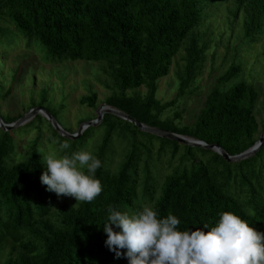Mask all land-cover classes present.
Returning a JSON list of instances; mask_svg holds the SVG:
<instances>
[{
	"label": "trees",
	"instance_id": "16d2710c",
	"mask_svg": "<svg viewBox=\"0 0 264 264\" xmlns=\"http://www.w3.org/2000/svg\"><path fill=\"white\" fill-rule=\"evenodd\" d=\"M224 5L221 38L243 16L238 43L231 45L233 32L225 45L228 54L234 52L231 65L217 78L192 126L162 119L181 98L193 93L210 45L220 46L213 39L212 20ZM262 35L264 0H0V45L22 41L48 62L104 63L111 79L106 86L112 92L106 105L147 126L217 144L232 156L252 148L264 132L255 116L264 91L244 78L240 55ZM182 49L186 63L178 73L177 97L163 103L157 97L158 83L170 74ZM18 75L16 71L10 90L0 81V100L11 94ZM142 87L147 89L144 94L139 91ZM47 94L43 90L40 101L32 97L31 106L17 115L0 113L3 121L15 123L37 106L56 119ZM97 99L93 93L80 103L95 109ZM99 125L105 135L95 153L102 162L96 178L103 191L92 203H77L70 197L59 200L41 182L47 165L39 151L50 152L43 146V126L52 130L45 136L60 156L75 152L86 131L77 139L65 138L41 115L11 131L0 127V264H129L126 257L115 258L105 244L103 227L110 206L132 214L147 205L161 218L171 212L180 219L181 231H195L205 224L210 229L220 213L230 212L264 232V143L238 162L196 148L211 155L207 160L193 154L195 147L144 132L113 114H105ZM114 137L127 152L118 170L107 159ZM64 142L70 148L58 154L56 146ZM164 164L170 170L167 175L160 173Z\"/></svg>",
	"mask_w": 264,
	"mask_h": 264
},
{
	"label": "rangeland",
	"instance_id": "374dc122",
	"mask_svg": "<svg viewBox=\"0 0 264 264\" xmlns=\"http://www.w3.org/2000/svg\"><path fill=\"white\" fill-rule=\"evenodd\" d=\"M218 12L217 19L212 20V23L214 24L213 39L220 42V46L212 43L207 50V59L202 73L193 85V93L190 92L186 94V96L179 100L177 105L168 109L162 115V119L171 120L180 127L192 126L197 121L207 96L216 83L217 78L231 65V57L234 55V52L231 51V53L228 54L225 49L228 37L232 36L233 32H235L231 39V45L237 44L240 39L238 29L242 26V14H240L236 22L235 29H230L227 31V34L221 38L220 32H223V22H225L227 14L226 5L218 8ZM253 46L254 47L250 49H243L240 52L241 60L244 63V78L249 83L254 84L258 90L263 92L264 35H262ZM184 56L185 50L182 49L180 54L173 60L170 74L162 78L158 83L159 88L157 97L163 103L174 100L177 97L179 91L178 73L184 68L186 63ZM104 68V63L82 60L48 62L43 59V54L37 52L34 48L27 47L22 41L11 45L10 43L0 45V81L5 86V90H10L15 72L18 71L19 74L17 80L13 83L11 94L7 98L0 100V113L4 117L8 116V114L17 115L23 112L24 108L31 106L30 99L32 97H34L36 101H40L43 90H46L48 92V104L49 106L51 104L50 107L55 110L57 122L66 132L76 134L83 123L96 120V110L106 105V99L112 93L106 86L111 84V79H109L108 75L104 72ZM139 91L141 94H144L147 89L142 87ZM93 93L98 94L97 108H90L80 103L81 98L87 97ZM258 102L255 116L261 126H264L263 95H260ZM176 115L180 117L177 118ZM31 120L25 122L22 126H25ZM260 130L262 131L261 128ZM85 131L86 134L84 138L79 141V145L76 146V151L90 148L95 154L103 141L105 128L96 125L89 128L85 127L84 132ZM43 133H45V135H48V133L51 135L52 130L47 128V126H43ZM36 134V132L33 134L31 133L28 138H33ZM45 135L42 139V142H44L43 146H47L48 151L55 153L54 149L48 145V136L46 137ZM20 137L25 138L24 136ZM18 145H20V142H18ZM124 147L125 144L117 139V137H114L113 144L110 146L107 153V159L113 161V167H117V170L126 160L127 152ZM196 148L198 147L193 149V154L196 157L207 160L210 159V154ZM18 149L19 152H24L25 150L24 147H19ZM56 150L58 154L61 152L58 146H56ZM158 167L159 166H156L155 170H157ZM169 172L170 170L165 164L161 166L160 173L167 175ZM73 199L75 198H72V200ZM59 200H61V198H59Z\"/></svg>",
	"mask_w": 264,
	"mask_h": 264
},
{
	"label": "clouds",
	"instance_id": "9594fccd",
	"mask_svg": "<svg viewBox=\"0 0 264 264\" xmlns=\"http://www.w3.org/2000/svg\"><path fill=\"white\" fill-rule=\"evenodd\" d=\"M68 148V142L60 144L61 151ZM39 153L47 165L41 176L47 191L58 198H75L77 203H92L101 195L96 172L102 162L90 148L62 156L44 149ZM107 211L106 247L115 258L126 257L129 264H264V232L234 213H220L210 229L205 224L195 231H181L177 216L169 212L161 218L147 205L132 214L111 206Z\"/></svg>",
	"mask_w": 264,
	"mask_h": 264
},
{
	"label": "water",
	"instance_id": "95a60500",
	"mask_svg": "<svg viewBox=\"0 0 264 264\" xmlns=\"http://www.w3.org/2000/svg\"><path fill=\"white\" fill-rule=\"evenodd\" d=\"M96 113H97L96 120H91L89 122L83 123L79 131L76 134L66 132L60 126L57 120L52 116V114L45 107H42V106H38V107H34L30 109L28 112L25 113L23 117H21L15 123H12V124L5 123L0 115V127L5 131H11L13 129L19 128L25 122L31 120L35 116L42 115L48 121L51 122L55 130H57L62 136L68 139H77L83 134L85 127L89 128L91 126L99 125L103 121L105 114H113L115 116L120 117L123 120L131 122L132 124L140 128V130L144 132H147V133H150V134H153V135L165 138V139L177 141L178 143L185 144L191 147H199V148H203L206 150L215 151L216 153L220 154L228 162H238L249 156H252L261 148V146L264 143V132H263L259 138V141L252 148L248 149L247 151L239 155L232 156V155H229L221 146L217 144L209 145L204 141H201V140L189 137V136L177 134V133L164 130V129H160V128L147 126L141 123L140 121L136 120L132 116L126 114L125 112L112 108L108 105L101 106L100 108L96 110Z\"/></svg>",
	"mask_w": 264,
	"mask_h": 264
}]
</instances>
